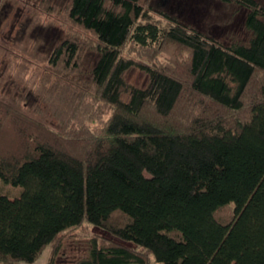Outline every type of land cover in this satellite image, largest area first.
<instances>
[{"label":"trees","instance_id":"obj_1","mask_svg":"<svg viewBox=\"0 0 264 264\" xmlns=\"http://www.w3.org/2000/svg\"><path fill=\"white\" fill-rule=\"evenodd\" d=\"M218 1L245 9L246 42L224 44L144 0L59 6L89 40L70 33L25 59L53 86L45 100L0 98V264L49 246L51 259L84 223L114 238L94 234L76 264H264V3ZM127 43L170 50L150 63L124 55ZM130 68L143 86L126 80ZM93 100L110 116L72 132Z\"/></svg>","mask_w":264,"mask_h":264},{"label":"rangeland","instance_id":"obj_2","mask_svg":"<svg viewBox=\"0 0 264 264\" xmlns=\"http://www.w3.org/2000/svg\"><path fill=\"white\" fill-rule=\"evenodd\" d=\"M68 0H2L0 4V98L8 100L9 98L20 99V103L31 107L38 99V94L45 100L48 94V88L52 85H46V79L38 78L37 73L41 67L40 63L26 61L29 56L37 59L41 54L47 53L49 49L64 36L72 33L73 38L80 44L89 40V33L84 30L73 29L69 32L67 21L64 16V9H59L61 4ZM143 1V0H140ZM151 2L153 8L177 18L179 21L192 25L201 32L212 35L224 44L231 41H244L249 38V31L243 24L245 9L234 3H223L218 0H144ZM264 3V0H258ZM46 2L50 4H46ZM147 3V2H146ZM148 4V3H147ZM160 18L157 13L152 12ZM141 47L133 43H127L123 54L127 57L143 60L146 62H156L163 60L169 54V46L160 48ZM162 49V50H161ZM90 54L87 51L85 55L86 64L83 70L86 71L92 60L86 61ZM80 75V74H79ZM82 77H86L85 74ZM126 80L136 86H143L147 77L144 72L138 68H130L125 73ZM87 78V77H86ZM84 78V80H86ZM86 87L87 83H80ZM61 94H51L49 99L56 103L64 101ZM49 99L47 101H49ZM98 100V99H97ZM44 105V103L42 104ZM92 106L86 108L82 106L77 117V126L72 132H76L80 127L84 129L95 130L101 127L105 120L110 116L111 110L107 109L98 101H92ZM59 106V107H61ZM59 120L50 119V123L58 126ZM61 127L65 123H61ZM60 127V125L58 126ZM3 128V127H1ZM0 131H2L0 129ZM58 135L63 137L62 133ZM63 139H65L63 137ZM100 243L102 239H113L108 231L87 223L74 227L60 235L58 250L54 256L50 257L52 246L45 249L32 262L18 261L12 264H76L87 251L88 241L94 236ZM100 237V238H99ZM102 238V239H101ZM102 240V241H101ZM5 264V263H2ZM151 264H155L151 260Z\"/></svg>","mask_w":264,"mask_h":264}]
</instances>
